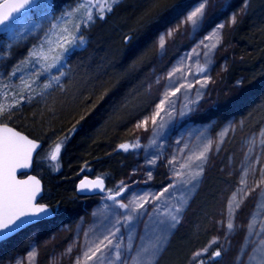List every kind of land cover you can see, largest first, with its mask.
<instances>
[{
    "label": "rangeland",
    "instance_id": "374dc122",
    "mask_svg": "<svg viewBox=\"0 0 264 264\" xmlns=\"http://www.w3.org/2000/svg\"><path fill=\"white\" fill-rule=\"evenodd\" d=\"M241 1L210 0L205 17L195 31L190 24L182 22L195 7L199 6L201 0H182L179 2L184 6L185 12L154 38L152 45L155 51V59L148 72L141 77V82L139 81V95L145 101V106L141 109L143 111L129 119L127 124L124 123L127 129L126 134L133 143L138 142L141 147L131 149L128 154L122 157H114L111 152L108 154L109 159H116L114 160V168H117L110 177V183L113 186L111 190H117V185L123 181L129 186L127 199H130L133 194L159 193L174 180L177 181L179 189L188 191L179 184L178 178L173 175V172L187 173L189 169L181 166L189 162V157L195 160L194 153L198 155L201 142L205 138L214 141V145L208 153V159L203 164L204 170L198 181L195 182L196 187L191 190L187 203L179 214L180 223L169 232L163 250L158 256L157 264H201L202 261L203 264H237L236 257L244 243L247 224L252 213L256 210L257 202L261 199L260 190L264 188V185L257 188L256 184L260 180L259 169L264 166V145L259 143L258 137V133L264 128V119L259 127L250 126L249 128V125L240 118H230L218 124L208 117L209 109L230 95L239 83L238 78L233 79L227 75L231 64L234 63L232 59L233 47L231 46L232 31L236 23L244 16L255 13V0H243L242 3ZM45 2L50 4L51 8L33 10L30 13L31 23L28 24V28L34 30L22 33L10 49L6 47V36L0 33V48H3L5 53V55L0 56V107L7 109L9 105L16 103L20 91L18 77L24 75L27 79L28 73L36 67V65H32L25 72L18 73L17 76L9 79L7 74L12 71L13 66L22 61L34 45L41 44L47 36H54L57 30L52 28L53 24L63 28L66 19L64 14L77 9L81 0H65L64 2L62 0H45ZM83 13V9L75 13L69 25L72 31H75L72 25L84 19ZM106 13L108 12H105L104 17ZM234 15L236 16L235 23L232 22ZM94 16V22L80 28L79 34L83 35L85 39L84 45L74 47L66 57V66L63 68L66 75L61 77L64 90L61 91L59 86L54 84L52 88L47 90L46 94L40 95L45 79L41 77L40 81L33 85L34 91L25 94L26 96L32 95L33 99L30 102L22 101L21 105L11 113V118H9V113L5 112L0 117L1 123L18 124L17 116L22 114L21 110L24 107L37 106L41 108L43 106L50 109L52 104H49L50 100L53 102L58 97L70 95L75 87H80V82H76L74 76L77 59H73L72 55L76 51L89 47L92 41L91 29L97 20H100L97 13H94ZM262 20H264V15ZM220 24H223L224 27L220 29L219 43H217L216 38L210 41L205 40L209 46L216 44L209 57L206 58L203 53L207 49L202 45L197 48V45ZM178 26L179 30L172 37H166L165 47L160 49V37ZM193 49L200 55L196 56ZM186 55L191 56V59L184 60L183 65L180 66V71L176 73L178 82L174 81L177 87H180L181 84L184 87L175 96L169 97L175 102L176 112L173 113L171 120H168L165 112H161L160 116H163L164 120H168V123L163 129H159L152 123V117L156 113V105L164 98V86L169 83L167 73L174 66H177L178 61ZM206 60H210V62L205 64ZM201 65L207 67V72L193 75ZM52 74L58 75V71L53 69ZM160 77H164V79L160 84H157L156 81ZM205 79L208 80V83L201 87ZM188 83H191L192 87H187ZM169 91H175V89H169ZM198 93L200 94L199 99H197ZM189 100L196 101L195 105H189L194 110L185 116H179L177 113ZM165 110H169L167 104ZM144 121H147L146 125L137 128V125ZM159 123L161 120L158 116L156 124ZM226 128L229 131L224 136L219 150H217L215 141L219 139V134ZM201 133L203 136L200 135ZM56 137L57 133L52 131L47 147H44L40 153L38 169L42 173L61 169L59 168L61 150L56 161L50 159L51 152L57 144ZM253 138L257 140V143L252 145V153L248 157L247 163L254 164L256 171L249 172L245 186L240 184V179L242 171L246 167L244 161L245 153L249 147L247 141ZM152 140H155L156 144H152ZM112 146L108 148V151H111ZM258 156L260 157L259 162L256 159ZM157 157L159 158L157 159ZM173 158H175L174 161ZM150 159H156V164L149 165L147 161ZM169 161H173V163L170 164ZM149 171L152 173L151 179H148ZM237 188H243L244 192H248V195L244 196V192L237 194V200L241 196H244V199L241 207L236 210L234 215L233 222L236 228L229 233L227 229L229 200ZM250 188H256V190L249 192ZM188 189H191V185L188 186ZM171 191L176 192L175 189ZM176 194L179 195V192ZM106 195L107 191L103 194L88 196L91 198V204L82 209L83 213L61 223L47 234L41 232L40 228H31L27 229L24 235L17 237L18 240L11 242L12 244L1 246L0 243V264H75L76 257L81 255L82 246L85 242L84 232L92 228L94 223L99 222L100 218L93 217V212L98 210L104 202L111 203L103 199ZM118 199L121 198L118 197ZM127 199H124V202H127ZM146 210L151 212L152 204H147ZM260 219H264V215L257 218L258 221ZM142 228L143 225H141ZM258 228L259 222L257 223ZM250 239L258 238L250 237ZM70 246H73V251L68 254L67 249ZM33 249H35L36 255L34 259L30 260L29 253ZM204 249H207V252H204L202 256L197 257L195 255L198 252H203ZM217 250L221 251V255L213 259L212 253ZM243 259L247 261V256L245 255Z\"/></svg>",
    "mask_w": 264,
    "mask_h": 264
},
{
    "label": "snow or ice",
    "instance_id": "6c2138e0",
    "mask_svg": "<svg viewBox=\"0 0 264 264\" xmlns=\"http://www.w3.org/2000/svg\"><path fill=\"white\" fill-rule=\"evenodd\" d=\"M119 2L120 0H110V2L109 0H81L77 9L64 14L66 19L64 20L63 28L53 24L52 28L57 30L54 36H47L41 44L34 45L29 49L27 56L18 64L14 65L12 71L7 74L8 78L11 79L17 76L18 73L25 72L30 66L36 65L28 73L27 79L24 75L18 77L20 81L18 85L20 88L18 92L19 99L15 104L9 105L7 109L0 107V117L5 112H8L9 118H11V113L21 105L22 101L27 100L30 102L33 96H26L25 94L34 91L33 85L37 84L41 77L45 79L42 83L40 95L46 94L47 90L52 88L54 84L59 86L60 90L63 91L64 85L61 83V77L66 75L63 71V68L66 66V57L74 47H82L85 43L83 35L79 34L80 28L82 26L86 27L88 23L94 22V13H97L99 18L103 19L105 12L112 11L113 6ZM209 2L210 0H201L199 6L195 7L182 23L190 24L193 31L199 28L205 17ZM49 8H51V5L47 4L45 0H12L11 3L0 8V33H3L7 38L5 42L6 47L10 49L13 43L25 31L31 32L34 30L28 28V24L31 23L30 13L33 10H47ZM80 9L84 10V19L72 25L75 28V31H72L69 25L75 13L79 12ZM232 22H236L235 15L232 17ZM223 27V24L218 25L209 36H206L197 45V48L202 45L207 49L203 53L206 58L209 57L212 49L216 47V44L214 43L209 46L205 43V40L210 41L216 38L217 43H219L220 29ZM178 30L179 26L162 35L159 39V48L163 49L166 44V37H172ZM129 39L130 37H125V40ZM193 52L196 56L200 55L195 49H193ZM3 55H5L4 50L0 48V56ZM186 59H191V56L186 55L182 57L178 61V65L174 66L167 73L169 83L164 86V98L156 105V113L152 117V123L159 129H163L168 123V120L173 118V113L176 112L175 102L170 100L169 97L175 96L184 87L183 84L177 87L174 81L178 82L176 73L180 71V66L183 65ZM209 62L210 60H206L205 64ZM53 69L58 71V75L52 74ZM206 72L207 67L201 65L193 75ZM163 79L164 77L158 78L156 83L160 84ZM207 83L208 80L205 79L201 87H204ZM187 87H192L191 83H188ZM173 88L175 91H169V89ZM199 95L198 93L197 99H199ZM166 104L169 108L167 111L165 110ZM195 104V100H189L177 114L179 116H185L188 112L194 110L189 105ZM161 112H165L168 120H164V117L160 116ZM158 116L160 117L161 123L157 125L156 118ZM146 123L147 121L138 124L137 128L145 126ZM228 131L229 129L226 128L219 134V139L215 141L217 150H219L220 144L223 142V138ZM200 135L203 136V133ZM258 137L259 143L264 145V128L260 130ZM151 143L156 144V141L152 140ZM256 143L257 140L255 138L247 141L249 147L245 153L244 163L246 167L242 171L240 179L241 185L246 186L247 175L249 172L256 171L254 164L247 163L248 157L252 153V145ZM62 144L63 141L55 145L50 155L52 161L57 160ZM213 145L214 141L212 139L205 138L201 142L198 155L194 153L195 160L189 157V162L181 166L188 168L189 171L187 173L179 171L173 172V175L178 178L179 184L183 185V188L188 191L179 189L177 181L174 180L159 193H145L144 195L133 194L130 199H127L129 186L123 181L117 185V190L113 191L111 189H105L102 177H98L93 181L81 180L79 191H107V195L103 199L111 203L104 202L98 210L93 212V217L100 218L99 222L94 223L92 228L84 232L85 242L82 246L81 255L76 257L75 264H157L158 256L163 250L164 242L167 240L169 232L175 229L176 225L180 223L179 214L183 211V206L187 203L191 190H194L196 187L195 182L198 181V178L204 170L203 164L207 161L208 153L211 151ZM37 147L38 144L35 141L14 131L13 128L8 127L6 124L0 125V242L7 240L11 235L36 222L41 217H47L53 214L49 205L38 202V198L40 197L39 181H35L31 177L29 180L16 179L17 168L28 167V161L31 159L32 152ZM140 147L141 145L138 142L119 145V148L125 152ZM256 159L257 162L260 161L259 156ZM173 161H169V163L172 164ZM147 163L149 165H155L156 159H150ZM259 172L260 180L256 184L257 188L264 185V166L259 169ZM151 178L152 173L149 171L148 179ZM189 185H191V189H188ZM174 189L176 192H179V195L171 191ZM255 190L256 188H250L249 192H254ZM240 192H244V189L237 188L229 200V219L227 223L229 233L236 228L233 222L235 212L241 207L244 196L248 195V192H244V196H241L237 200V194ZM118 197L121 199H118ZM260 197L261 199L257 202L256 210L252 213L247 224L244 243L236 257L237 264H264V219L257 220L258 217L264 215V188L260 190ZM124 199H127V202H124ZM162 201L164 202L163 204L161 203ZM147 204H152L151 212L146 210ZM258 222L259 228L257 229ZM141 225H143L142 229ZM250 237H257L258 239H250ZM72 251L73 246H70L67 249V253L70 254ZM204 252H207V249L195 255L197 257L202 256ZM35 255L36 251L33 249L29 253L30 260L34 259ZM220 255L221 251L217 250L212 253V258L215 259ZM245 255L247 256V261L243 259ZM201 264H203V261Z\"/></svg>",
    "mask_w": 264,
    "mask_h": 264
},
{
    "label": "trees",
    "instance_id": "16d2710c",
    "mask_svg": "<svg viewBox=\"0 0 264 264\" xmlns=\"http://www.w3.org/2000/svg\"><path fill=\"white\" fill-rule=\"evenodd\" d=\"M180 1L122 0L115 4L94 24L89 47L72 55L77 59L74 76L80 87L70 95L50 100V109L24 107L17 116L18 124L9 123L41 141L42 149L47 147L52 131L57 133L56 142L63 144L60 170L39 171L42 149L33 167L43 183L41 201L52 207L54 217L23 229L0 242L1 246L12 244L27 229L40 228L47 234L83 213L91 198L75 194L81 175L102 176L106 187L113 188L110 177L117 169L116 159H109L108 154L122 157L131 151L125 152L119 145L133 144L125 125L145 106L138 91L139 81L155 59L154 38L185 12ZM254 8L255 13L244 16L232 31L234 63L227 75L238 78L239 83L230 95L209 109L208 117L218 124L240 118L249 128H257L264 119V0H255Z\"/></svg>",
    "mask_w": 264,
    "mask_h": 264
},
{
    "label": "water",
    "instance_id": "95a60500",
    "mask_svg": "<svg viewBox=\"0 0 264 264\" xmlns=\"http://www.w3.org/2000/svg\"><path fill=\"white\" fill-rule=\"evenodd\" d=\"M11 2H12V0H0V8H2L3 6H5V5H7V4L11 3ZM0 125H3V123H0ZM6 125H7L8 127L13 128L14 131L19 132L21 135L28 137V139H31V140L35 141V142L38 144L37 149H35V150L32 152L31 159L28 161V167H26V168H17V170H16V179H17V180H29V178L31 177V178H33L35 181H39V185H38V187H39V189H40V197L38 198V202H39V203H42V204H45V203H43V202L40 201V199H41V197H42V195H43V183H42V181L40 180V178H39L38 176H36V175L32 172V171H33V161H34V158H35L36 154L40 151V149H41V147H42V142L39 141V140H36V139H34V138L30 137V136H28V135L25 134L24 132L19 131L18 129L12 127L11 125H8V124H6ZM97 178H98V177L91 178V177H89V176H87V175L82 176V177L77 181V183H76V186H75V192H76V194H77V195H83V196H91V195H96V194H103V193H105V192H100L99 190H93V191H91V192H88V191H83V192H82V191H79V190H78V189H79V186H80V182H81V180H89V181H93V180H96ZM104 186H105V189H106V183H105V182H104ZM51 209H52V208H51ZM52 212H53L52 215L47 216V217H41L39 220H37V221L34 222V223H37V222L42 221V220H46V219L53 218V217H54V214H55L53 209H52ZM34 223H32V224H34ZM32 224H30V225H32ZM30 225H28V226H30ZM28 226H26V227H28ZM26 227H25V228H26ZM23 229H24V228H23ZM23 229H21V230H23ZM21 230H19V231H21ZM19 231H18V232H19ZM18 232H16V233H18ZM16 233H14V234H16ZM14 234H13V235H14ZM13 235H11V236H13Z\"/></svg>",
    "mask_w": 264,
    "mask_h": 264
},
{
    "label": "bare ground",
    "instance_id": "6f19581e",
    "mask_svg": "<svg viewBox=\"0 0 264 264\" xmlns=\"http://www.w3.org/2000/svg\"><path fill=\"white\" fill-rule=\"evenodd\" d=\"M243 2V0L241 1V3ZM247 9H248V7H247ZM88 176V175H87ZM89 177H91V178H95V177H102V176H89ZM103 178V177H102ZM103 181L106 183V181L103 179ZM79 196H83V195H79Z\"/></svg>",
    "mask_w": 264,
    "mask_h": 264
}]
</instances>
